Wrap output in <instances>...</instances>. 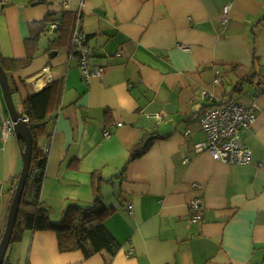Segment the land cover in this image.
Segmentation results:
<instances>
[{"label": "crops", "instance_id": "1", "mask_svg": "<svg viewBox=\"0 0 264 264\" xmlns=\"http://www.w3.org/2000/svg\"><path fill=\"white\" fill-rule=\"evenodd\" d=\"M78 14L87 69L103 68L100 77L82 76L68 48L73 36L53 44L61 20L73 16L74 31ZM0 58L30 59L6 75L18 113L24 98L62 82L46 125L51 136L39 141L50 142L42 201L53 212L88 206L99 181L113 209L104 225L119 244L113 256L85 259L80 251L59 252L54 232L27 229L12 236L5 264H264V83H245L231 96L253 73L264 79V0H5ZM203 91L256 108L252 128L241 133L248 164L194 151L205 140ZM6 116L0 90V128ZM151 134L160 139L119 176L130 150ZM21 164L14 133L0 134V239ZM194 196L203 201L198 222L190 220Z\"/></svg>", "mask_w": 264, "mask_h": 264}, {"label": "trees", "instance_id": "2", "mask_svg": "<svg viewBox=\"0 0 264 264\" xmlns=\"http://www.w3.org/2000/svg\"><path fill=\"white\" fill-rule=\"evenodd\" d=\"M73 22H75L73 16L69 22L64 23L61 20L60 29L58 30L59 36L53 41L55 47H62L63 43L61 44V42L65 38L72 36L70 31L73 32ZM68 48L71 55L77 57L78 51L71 47V39ZM82 48H84V42ZM29 63L30 59L6 60L0 58V66L6 75L28 66ZM255 79L257 80L254 81ZM245 83L248 85H261L264 83V79L261 74L253 73L249 77L240 80L232 88L231 96L241 95L244 91L243 85ZM10 91L13 94L14 91L11 88ZM61 92L62 82H51L39 92L29 95L21 101V111L19 113L27 118V125L32 136V151L29 174L12 236L18 231L27 229L51 231L56 235L58 250L61 253L80 251L85 259H89L101 252L113 256L117 252L119 244L104 225L105 219L113 213V209L104 205L100 196L99 181L92 183L94 198L87 207L79 204H68L57 222L52 221L50 217L51 209L44 207L40 202L41 187L45 178L48 158L39 145V141L44 138L49 139L51 136V134L47 133L46 125L49 121H52V113L57 111L59 107ZM229 99L234 100L233 98ZM158 139H160V136L156 134L144 135L130 150L128 160L119 176L124 173L126 166L131 161L144 155ZM17 141L20 148H23V142ZM92 177H94V173ZM5 258L3 264L6 263Z\"/></svg>", "mask_w": 264, "mask_h": 264}, {"label": "built area", "instance_id": "3", "mask_svg": "<svg viewBox=\"0 0 264 264\" xmlns=\"http://www.w3.org/2000/svg\"><path fill=\"white\" fill-rule=\"evenodd\" d=\"M5 0H0V5L4 4ZM82 2H80V7ZM64 8L67 9L68 5L64 4ZM229 8L223 7L220 21L221 24H225L228 20ZM80 14H78V20L75 25L72 34L71 46L78 51L79 67L84 78L90 76L100 77L103 73V68H97L92 71H88V59L85 51L82 48L83 35L79 31ZM58 28L57 22H52L51 29ZM183 50H186L181 46ZM46 70V69H44ZM50 79V76L47 78ZM216 83H220L221 79L219 75L216 77ZM197 99L206 100L207 105L201 110L199 116L200 129L205 136L203 142H198L193 145L194 151L207 152L210 157L223 164H237L246 165L250 162V152L241 143V133L243 131L252 128L256 119V108L254 106L246 107L237 101L231 99H217L213 94L203 91L197 95ZM157 121L162 120L161 114L154 116ZM27 121V118H26ZM0 134L5 139L10 134H13V122L9 116H6L1 121ZM186 134H189L187 131ZM104 135L108 136L109 133L104 131ZM42 150L48 155L50 150V142L47 141ZM194 188L200 189L198 184L193 185ZM189 209L191 210L190 220L192 222H198L201 220V211L203 209V201L200 196H194L188 202ZM128 212L131 213L132 205H127Z\"/></svg>", "mask_w": 264, "mask_h": 264}, {"label": "water", "instance_id": "4", "mask_svg": "<svg viewBox=\"0 0 264 264\" xmlns=\"http://www.w3.org/2000/svg\"><path fill=\"white\" fill-rule=\"evenodd\" d=\"M0 90L6 106L7 114L13 122V133L17 140L23 142L24 147L20 148L21 169L17 178L16 186L9 206L5 228L0 239V264L4 263L6 251L9 247L13 229L18 214L19 205L24 192L26 180L29 174L32 151V136L27 125L26 118L15 109L10 86L5 71L0 66Z\"/></svg>", "mask_w": 264, "mask_h": 264}, {"label": "rangeland", "instance_id": "5", "mask_svg": "<svg viewBox=\"0 0 264 264\" xmlns=\"http://www.w3.org/2000/svg\"><path fill=\"white\" fill-rule=\"evenodd\" d=\"M13 103H14V105H15V107H16V109H18L19 110V104H18V99L16 98V97H13ZM48 124V123H47ZM43 184H42V187H41V193H40V202H41V204L44 206V207H46V208H50V206H48L47 205V202H46V200H44V201H42V196H43ZM45 198H46V195H45ZM68 206V205H67ZM85 207H87V206H85ZM50 213H51V215H50ZM49 213V215H50V217H51V219H52V221H54V222H57L58 220H59V218H60V215H61V213H62V211L60 210H58V211H55V212H53V211H51Z\"/></svg>", "mask_w": 264, "mask_h": 264}]
</instances>
